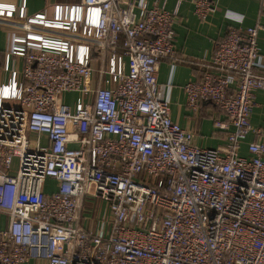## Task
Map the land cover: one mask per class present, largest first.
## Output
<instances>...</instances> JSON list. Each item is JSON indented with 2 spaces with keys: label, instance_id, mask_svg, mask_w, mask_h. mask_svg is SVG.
Returning a JSON list of instances; mask_svg holds the SVG:
<instances>
[{
  "label": "built area",
  "instance_id": "obj_1",
  "mask_svg": "<svg viewBox=\"0 0 264 264\" xmlns=\"http://www.w3.org/2000/svg\"><path fill=\"white\" fill-rule=\"evenodd\" d=\"M28 1L0 2V23L22 31L0 62V264H264V129L251 123L261 22L231 27L183 86L193 113L205 101L224 115L225 144L207 147L173 119L159 83L162 62L179 57L165 4L78 0L30 14ZM192 2L200 18L218 7ZM251 131L260 140L243 155ZM96 198L108 213L94 228Z\"/></svg>",
  "mask_w": 264,
  "mask_h": 264
},
{
  "label": "crops",
  "instance_id": "obj_2",
  "mask_svg": "<svg viewBox=\"0 0 264 264\" xmlns=\"http://www.w3.org/2000/svg\"><path fill=\"white\" fill-rule=\"evenodd\" d=\"M78 0H29L28 13L34 14L45 11L52 14L54 2L74 3ZM130 0H120V5L125 6ZM137 3L155 1L166 5L167 9L175 13V46L179 57L165 59L159 71V83L162 91L171 98V114L173 119L184 128L194 131L195 142L201 146L219 147L226 142L227 131L218 129L215 120L224 119L223 113L211 102L203 101L199 111L193 113L187 106L186 94L183 86L192 80H199L208 70V63L212 61L214 50L219 41L223 40L231 27H247L255 25L258 21L263 25L259 32V48L264 62V0H218L217 9L206 18H200L195 13L192 0H136ZM5 3H16L21 0H0ZM22 31L0 23V62L5 61L4 54L9 50L14 35ZM22 34V33H21ZM15 68L24 67V59L15 56ZM257 71L264 74V67ZM9 72L3 71L0 81H4ZM253 128L264 129V89L255 93V105L251 115ZM260 140L259 135L251 131L245 138L241 153L249 155L248 144ZM48 184L54 185L50 179ZM95 225L96 227V218ZM91 220L88 224L91 225ZM9 224V217L0 214V228ZM24 264H48L46 260L33 259Z\"/></svg>",
  "mask_w": 264,
  "mask_h": 264
},
{
  "label": "rangeland",
  "instance_id": "obj_3",
  "mask_svg": "<svg viewBox=\"0 0 264 264\" xmlns=\"http://www.w3.org/2000/svg\"><path fill=\"white\" fill-rule=\"evenodd\" d=\"M17 164H18V158H15L13 162L14 171L17 168ZM87 209H89V211L86 212V216L88 215V220H90L93 216L99 218L104 217L108 213L106 202L98 198L90 200L87 203Z\"/></svg>",
  "mask_w": 264,
  "mask_h": 264
}]
</instances>
